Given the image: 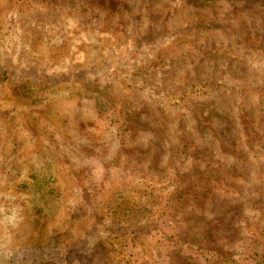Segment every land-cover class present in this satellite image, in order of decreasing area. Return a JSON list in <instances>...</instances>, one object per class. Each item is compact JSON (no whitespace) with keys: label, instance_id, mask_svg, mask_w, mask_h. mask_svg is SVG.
Returning a JSON list of instances; mask_svg holds the SVG:
<instances>
[{"label":"rangeland","instance_id":"1","mask_svg":"<svg viewBox=\"0 0 264 264\" xmlns=\"http://www.w3.org/2000/svg\"><path fill=\"white\" fill-rule=\"evenodd\" d=\"M228 11L154 0L94 9L96 22L0 0V264L56 240L85 252L77 264H264V45L237 40L264 38V11L256 25ZM136 50L159 56L163 94L138 97L114 75V105L98 106L87 72L122 71ZM125 99L167 139L131 129ZM206 229L229 260L178 256V240Z\"/></svg>","mask_w":264,"mask_h":264},{"label":"trees","instance_id":"2","mask_svg":"<svg viewBox=\"0 0 264 264\" xmlns=\"http://www.w3.org/2000/svg\"><path fill=\"white\" fill-rule=\"evenodd\" d=\"M34 2H38L46 7L50 13L54 16L61 15L63 18L65 17V13H74L80 12L82 14H89L92 17V20L99 22L100 17L97 13L94 12V9L101 10L103 12H107L109 16H118V15H125L129 14L136 6L140 7L142 10L148 9L151 5V2L154 0H33ZM187 2L191 5H205L210 4L212 6H228L229 11L228 15L235 14L238 11L249 13L248 21H252L253 25L257 24L256 21V13L258 10L264 11V0H187ZM101 23V22H100ZM208 28L215 32L217 29H222V23H210ZM198 28V27H197ZM237 40H240L241 43L244 44H251L257 45L259 48L264 45V38L263 39H248L242 40L241 37H238ZM140 46V45H139ZM114 47L108 48L109 54L106 56V63L110 64V67H114V60L113 54L111 50ZM150 54L145 57L144 55H140L139 50L132 55L131 59L128 61V64L125 65V68L121 71L119 66H115L114 74H109L103 72L101 68V72L97 74L92 73L91 71L87 72V76H89V82L87 83V87L90 91H92L93 97L97 98L99 95L100 97L97 99L96 103L98 106H113L114 100L112 97H109L107 100L103 96L105 92H109L110 90H114V84L120 78L116 79L114 75H125L128 79L135 80V86L138 92L136 95L141 98L149 99L153 95L158 93L163 94L164 87L167 86L166 77L163 74L159 64L162 62L158 60L159 56L155 53H152L149 50ZM156 58V59H155ZM158 61V62H157ZM141 66V67H140ZM7 75V73H4ZM130 77V78H129ZM117 80V81H116ZM116 86H121V84ZM132 98L133 95L131 94ZM157 99V96L156 98ZM134 99H125V103L120 104L117 108H120V116L121 118H129L132 117V122L129 124V127L132 129H139L136 127L138 124H146V129L144 131L149 132L154 135V137H160L161 139L165 140L167 137L164 136L166 132L159 130L157 125L150 119L147 113H134ZM143 113V114H142ZM143 115H146L144 118ZM143 118V121H142ZM151 125V126H150ZM249 126V125H248ZM231 129L227 128L224 129L221 133L229 132ZM155 143H162L160 139H158ZM163 144V143H162ZM164 150L169 148V144L164 145ZM169 150V149H168ZM125 233H135V229H128V227H122L120 229ZM215 241V233L212 229H206V231L194 234L193 231H188L186 237L181 241L178 240L177 250L179 251L178 256L181 254L184 249H192L198 254H205L211 258H215L220 256L221 252L224 255L223 260H229V254L223 252L220 248L211 247L210 243ZM20 259H16L15 263L10 261L7 264H77V259H82L85 256V252L82 249L75 248V245H68V246H61L58 241L52 243L49 242L48 245H38L27 250H24L20 254ZM186 260L183 261L182 264H194L192 262V258L182 255ZM226 264V263H223Z\"/></svg>","mask_w":264,"mask_h":264}]
</instances>
